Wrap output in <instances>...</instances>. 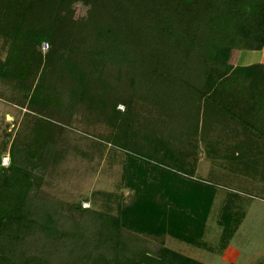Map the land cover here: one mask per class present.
Listing matches in <instances>:
<instances>
[{
	"label": "trees",
	"instance_id": "trees-1",
	"mask_svg": "<svg viewBox=\"0 0 264 264\" xmlns=\"http://www.w3.org/2000/svg\"><path fill=\"white\" fill-rule=\"evenodd\" d=\"M262 48L264 0H0V99L22 119L0 133V264H207L171 238L221 254L255 196L223 181L264 184V64L235 63ZM74 129L120 180L43 197Z\"/></svg>",
	"mask_w": 264,
	"mask_h": 264
},
{
	"label": "rangeland",
	"instance_id": "rangeland-1",
	"mask_svg": "<svg viewBox=\"0 0 264 264\" xmlns=\"http://www.w3.org/2000/svg\"><path fill=\"white\" fill-rule=\"evenodd\" d=\"M239 53L240 50L235 56V63ZM21 124V114L17 108L0 99V133L6 130L16 134ZM100 130L101 127L97 126L96 131ZM94 140L98 142L93 131L80 132L74 129L67 134L68 145L62 149V159L53 164L42 182L40 193L43 197L71 202L91 191L115 190V185L120 180V167L116 161L110 160L106 148L101 152L97 150ZM103 143L108 142L103 140ZM208 166L209 162L201 158L196 174L213 180L207 173ZM223 183L255 195L249 200L246 215L230 239L225 252L220 254L208 251L174 238L169 240V246L207 264H264V184L241 185L231 179ZM83 202L88 206L89 200ZM208 229L211 231L207 238L211 241L218 239V229L212 215Z\"/></svg>",
	"mask_w": 264,
	"mask_h": 264
},
{
	"label": "crops",
	"instance_id": "crops-1",
	"mask_svg": "<svg viewBox=\"0 0 264 264\" xmlns=\"http://www.w3.org/2000/svg\"><path fill=\"white\" fill-rule=\"evenodd\" d=\"M236 61H237L236 63L239 65H246L254 62H261L264 64V48L252 49V50H247V49L240 50L238 60ZM227 247L228 245L225 247V249ZM225 249L222 251L221 254L225 252Z\"/></svg>",
	"mask_w": 264,
	"mask_h": 264
},
{
	"label": "built area",
	"instance_id": "built-area-1",
	"mask_svg": "<svg viewBox=\"0 0 264 264\" xmlns=\"http://www.w3.org/2000/svg\"><path fill=\"white\" fill-rule=\"evenodd\" d=\"M41 48H42V50H46L47 49V43L46 42H42ZM118 108H122L123 109V106L121 104H119L118 105ZM8 161H9V157H8L7 154H5V155H3L1 157V164L2 165H7L8 164ZM83 205L84 206H87V204H84V202H83Z\"/></svg>",
	"mask_w": 264,
	"mask_h": 264
}]
</instances>
